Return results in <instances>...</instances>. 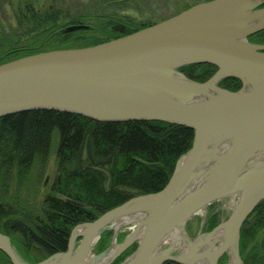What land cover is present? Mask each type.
<instances>
[{"label": "water", "instance_id": "water-1", "mask_svg": "<svg viewBox=\"0 0 264 264\" xmlns=\"http://www.w3.org/2000/svg\"><path fill=\"white\" fill-rule=\"evenodd\" d=\"M71 24L64 32L87 30ZM264 30V0H208L123 37L98 45L55 49L0 64V118L53 110L99 122L162 121L194 131L167 184L77 224L68 247L28 262L0 232V250L12 264H244L241 229L264 200V44L249 37ZM210 64L201 82L180 68ZM234 77L238 90L219 85ZM228 200L229 215L196 236L189 220ZM80 205L78 202L68 200ZM127 217L133 220L123 223ZM139 219V220H137ZM131 233L117 242L121 228ZM113 242L96 253L102 236ZM174 232L177 243L164 242ZM219 236V238H217Z\"/></svg>", "mask_w": 264, "mask_h": 264}, {"label": "trees", "instance_id": "trees-1", "mask_svg": "<svg viewBox=\"0 0 264 264\" xmlns=\"http://www.w3.org/2000/svg\"><path fill=\"white\" fill-rule=\"evenodd\" d=\"M35 1L25 0L13 22L2 27L0 64L49 50L98 45L166 19L136 22L105 15L87 30L64 32L63 28L81 23L88 15L65 16L55 8L39 13ZM200 2L187 4L183 11ZM249 40L264 44V30ZM199 67L206 71L194 75L192 71ZM180 70L204 82L217 67L192 64ZM219 84L230 90L241 87L234 77ZM193 138L191 128L162 121L99 122L53 110L0 118V232L13 240L28 262L65 251L77 224L91 221L134 196L161 190L177 160L191 148ZM53 149L56 179L50 193L37 203L34 198L40 192ZM217 224L218 218L211 220L207 230ZM110 234L102 236L97 252L106 248ZM135 248L127 250L117 263ZM240 253L244 264H264V200L241 229ZM225 260L226 255L221 258ZM0 264H12L1 250Z\"/></svg>", "mask_w": 264, "mask_h": 264}, {"label": "rangeland", "instance_id": "rangeland-1", "mask_svg": "<svg viewBox=\"0 0 264 264\" xmlns=\"http://www.w3.org/2000/svg\"><path fill=\"white\" fill-rule=\"evenodd\" d=\"M196 1H204V0H124L121 4L113 3L112 0L110 1L109 0H36L34 7L39 13H43L51 8H55L62 10V13L65 14V16L68 15L72 17L73 16L83 17V15L86 14L88 16L80 20L81 23L79 24L95 25L96 23L100 22L101 16H105V15L121 16L127 19L128 18L132 19L136 22L148 21V20H161L164 18H169L180 11L182 12L187 4H192ZM24 4H25V0H0V31L2 30V27H7V25L10 24V22H13L18 11H20V9L25 6ZM62 21L63 20H61V22ZM199 68L194 69L192 73L194 75H199V73H202V71L203 72L206 71L205 68L202 67L200 69ZM214 74L210 73L207 76L211 78ZM56 175H57L56 156H55V151L53 149V152L49 159L40 186V192L34 198L35 202L41 203L44 197L50 193L52 185L56 179ZM231 207L232 205L228 200H220L208 205L205 212H200L194 215L189 220L186 226L188 233L193 237L196 236L198 231L201 229L204 220L206 222L203 230L210 231L207 230L209 222H211V220L215 218H218V224H219L222 221V219L226 218L229 215L231 211ZM132 229H133V225L132 226L129 225L121 228L115 240L117 242L124 241L125 238L131 233ZM110 233L111 234L108 237V244L106 248L114 240L113 232ZM134 246H132L131 248H133ZM15 248L18 251V253L21 255V253L19 252L16 246ZM99 252L96 251V253ZM125 253H123L121 256H123ZM130 254L125 255L120 262L117 263L116 261L114 264L121 263ZM21 257L23 258L22 255ZM227 263L228 262L226 259L225 262L220 260L219 264H227Z\"/></svg>", "mask_w": 264, "mask_h": 264}, {"label": "bare ground", "instance_id": "bare-ground-1", "mask_svg": "<svg viewBox=\"0 0 264 264\" xmlns=\"http://www.w3.org/2000/svg\"><path fill=\"white\" fill-rule=\"evenodd\" d=\"M131 220H133V218H131V217H127L126 219H124L122 222L123 223H126V222H129V221H131ZM137 220H139V219H137ZM181 237H180V234L179 233H177V232H174L169 238H167L164 242H166V243H177V241H179V239H180ZM217 238H219V236H217Z\"/></svg>", "mask_w": 264, "mask_h": 264}]
</instances>
